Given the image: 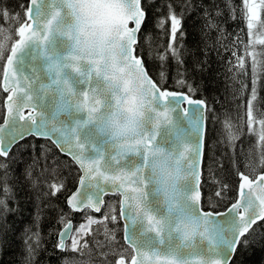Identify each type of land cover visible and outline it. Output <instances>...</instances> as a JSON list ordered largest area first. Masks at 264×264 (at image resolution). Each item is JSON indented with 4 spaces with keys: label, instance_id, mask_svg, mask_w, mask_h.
Masks as SVG:
<instances>
[{
    "label": "clouds",
    "instance_id": "clouds-1",
    "mask_svg": "<svg viewBox=\"0 0 264 264\" xmlns=\"http://www.w3.org/2000/svg\"><path fill=\"white\" fill-rule=\"evenodd\" d=\"M256 3L259 16L248 30L250 40L245 45L244 55L254 77L259 79L264 78V0H256ZM36 4L37 0L32 3ZM137 11L135 0H59L58 5L50 6L47 18L32 20L22 44L17 41L15 31L21 23L19 17L7 15L5 24L0 25V61L12 56L14 73L16 56L28 44H39L44 49L53 34L62 38L67 43V52L59 61L50 59L45 70L52 78L37 86L42 99L51 98L57 114V119L49 121V127L63 135L57 120L68 112L83 113L84 121L78 122L69 135L86 180L99 181L121 192L123 207L131 210L134 219L143 222L145 232L158 239L167 233L178 241L167 252L137 249L131 245L136 264H221L219 260L200 256L180 257L181 248L190 252L197 241L209 239V217L202 214L193 193L187 200L200 211L199 218L182 205L181 185L193 176L186 166L190 146L182 145L180 151L174 153L156 144L160 130L171 125L172 117L168 110L155 108L154 89L134 59L132 40L135 36L130 34L129 25L134 23ZM65 71L81 78L86 85L98 81L100 87L88 86L77 92L64 75ZM13 85L15 101L23 95L24 105L31 107L32 82L15 74ZM105 99L110 103L105 104ZM217 121L219 136L226 147L234 148L241 140L246 142L245 175L251 183L241 198V204L245 201L247 204L245 207L240 204L237 213L239 229L250 228L252 220L264 217V179H257L264 177V111L254 103L250 119L247 112L242 117L222 112ZM88 125L96 127L108 151L120 159L127 155L139 156L141 166L132 171L112 170L106 166L103 152L95 159H84L85 145L80 142L76 128ZM145 175L150 177L153 193L168 219L157 217L148 209Z\"/></svg>",
    "mask_w": 264,
    "mask_h": 264
},
{
    "label": "trees",
    "instance_id": "trees-1",
    "mask_svg": "<svg viewBox=\"0 0 264 264\" xmlns=\"http://www.w3.org/2000/svg\"><path fill=\"white\" fill-rule=\"evenodd\" d=\"M28 2L0 0V25L5 24L4 12L11 18L18 16L21 23L15 27L17 32L26 22ZM141 6L146 18L138 47L150 77L163 90L183 92L206 103L202 209L223 211L237 197L238 175L246 174L243 157L246 142L241 140L234 148L226 147L219 136L217 117L222 112L242 117L252 111L254 103L264 111V78L254 77L244 55L250 40L244 2L142 0ZM170 11L181 20L174 40ZM210 23L216 27L210 28ZM16 37L18 40L17 34ZM170 42L179 50V63L167 51ZM161 55L166 56L163 62L159 59ZM161 71L166 74L163 80ZM254 95L257 100L252 99ZM5 97L0 90V122L4 117ZM0 164L6 165L0 167V200L4 201L0 204V264H62L67 253L58 250L57 234L63 221H72L77 226L85 215L98 222L84 236V249L76 251L78 261L115 264L119 256L130 255L122 240L118 197H114L115 204L108 214L106 205L113 198L107 199L100 215L89 211L75 214L66 206L65 199L76 188L80 173L50 142L27 138L7 157H0ZM222 184L229 186L227 198L212 209L208 201L217 200L215 192ZM52 185L59 188L55 195ZM113 215L117 217L115 221L111 219ZM101 217L104 220L99 222ZM254 228L256 231H250L245 237L249 245L241 244L230 264H264V221Z\"/></svg>",
    "mask_w": 264,
    "mask_h": 264
},
{
    "label": "water",
    "instance_id": "water-1",
    "mask_svg": "<svg viewBox=\"0 0 264 264\" xmlns=\"http://www.w3.org/2000/svg\"><path fill=\"white\" fill-rule=\"evenodd\" d=\"M142 1V0H141ZM58 5L59 0H37L36 5L31 4V0L28 2V7L26 11V22L21 25L25 26L27 23H31L32 20L39 21L47 18L50 6ZM30 8V13H29ZM142 9V6H141ZM142 11H144L142 9ZM146 18V14H145ZM144 24V23H143ZM142 24V26H143ZM39 27V23L36 25ZM130 27H134V23L130 22ZM139 33H137V39L139 38ZM19 40V36H18ZM17 40V41H18ZM134 46V50H135ZM68 46L67 43L60 37L53 34L52 38L48 42L47 46L44 49H41L39 44H28L18 55L16 56L15 63L13 65L14 73L17 77H23L32 82V88L30 94L32 95V104L31 107L37 112V126L42 130L52 132L56 135L62 142L71 143V133L73 127L79 122L82 123L85 119L84 114H73L68 112L63 115L61 119L57 120V123L60 124L61 131L56 132L49 127V121L57 119V114L53 109V102L51 98H41V95L38 91L37 86L41 83H48L52 75L47 72L45 69L50 62V59H55L57 61L61 60L64 54L67 52ZM135 54V51H134ZM7 61L5 60V64ZM143 63V60H142ZM4 64V65H5ZM147 71V69H146ZM64 75L70 80L73 88L77 92L84 91L85 87H100L98 81H93L91 85H86L81 78L71 74L68 71L64 72ZM149 78L152 79L149 75ZM153 80V79H152ZM154 83H156L153 80ZM158 86V85H157ZM159 87V86H158ZM0 88L3 93L6 94V97L3 101L4 107V117L0 125L4 123L5 118L8 116L7 106L10 103L7 97L10 95V92H6L3 74L0 83ZM163 90V89H161ZM170 91V90H163ZM177 92V91H176ZM180 96H170L165 101H161L159 97H156L154 100V106L157 110H168L171 113L172 122L169 127L162 128L159 132V135L156 139V144L159 147L164 148L166 151L178 153L182 145H188L191 148V153L187 161V168L190 172L193 169L190 167V164H194L196 160L197 152H199L198 157V170L202 177V166L204 159V148H205V135H206V111L207 106L201 110L198 104L188 105L184 100L183 96L188 94L179 92ZM189 98L194 99L189 96ZM200 100V99H197ZM25 103V96L21 95L17 97V106L23 107ZM110 103L109 100L105 99V104ZM25 115L28 114V110L24 109ZM203 116V118H202ZM16 124V121L13 120L10 122V126ZM76 134L79 137V140L82 144L85 145L84 159L92 160L97 158L103 152L104 162L106 166L112 170L123 169L125 171H132L137 169L142 164V158L139 156L127 155L123 159H120L115 153L108 151L106 147L105 139L101 138L94 125H88L85 127L76 128ZM35 139L45 140L50 142L56 150L64 157L68 158L78 169L79 178L77 181L76 188L71 192L65 199L66 206L75 214H82L84 211L89 210L95 215H99L102 212L103 207L107 198L118 197L119 201L121 199L120 195L117 192H114L108 185L101 184L99 181L88 182L85 178L84 170L81 169L79 163L74 158L75 149L69 150L67 146L61 147L53 143L52 137H34ZM27 137V138H30ZM26 138V139H27ZM25 140V139H24ZM23 140L15 143L11 150L21 143ZM4 143L7 145L8 139L4 137ZM7 157V156H6ZM5 158V157H2ZM242 174V173H241ZM240 175V174H239ZM238 175V182L239 181ZM84 177V183L81 184V178ZM145 180L148 182V187L146 188L147 193V207L148 209L155 214L157 217L168 219L166 216V211L161 207L158 198L153 193V188L151 186L150 177L145 175ZM201 184V179H200ZM195 190V182L193 176L186 180L180 188L182 194V205L186 211L191 215L199 218L200 211L197 210L193 205H191L187 197L192 194ZM104 192H107L105 194ZM76 197L75 203L78 205V208L74 209L69 205L68 201L73 197ZM93 199V203L100 208V211L97 212L92 208L85 207L87 201L86 199ZM239 199V183L237 186V198ZM103 201V203H100ZM235 202V201H234ZM233 202V203H234ZM247 202H243L241 207H245ZM231 207V204L223 211L222 215H216L218 212H213V215L208 217V225L210 229L209 239L207 241L199 240L195 243L193 249L190 252L180 249V257L187 258L191 256H200L206 260H219L221 264H229V261L232 257V242L238 234L240 223L237 211H229L228 208ZM201 208H202V195H201ZM120 212V205L118 213ZM120 222L122 224V240L124 245L130 249L132 256L134 253L129 247V244L134 248L143 249V250H159L160 252H167L169 249L173 248L177 243V238L170 234H164L160 239L151 233H147L144 230L143 222L133 218V214L130 209H123V218L120 217ZM251 218V213L249 214ZM261 221H258L260 223ZM254 225L253 227H255ZM74 225L72 221H68L65 226L59 231L57 235V240L59 245L63 243V248L61 249L58 245L59 251H64L66 244L70 241ZM247 235V234H246ZM243 239V238H242ZM131 256V258H132ZM131 258L126 260L124 257H119L116 259L115 264H119L120 260H124V264H131ZM231 263V262H230Z\"/></svg>",
    "mask_w": 264,
    "mask_h": 264
},
{
    "label": "snow or ice",
    "instance_id": "snow-or-ice-1",
    "mask_svg": "<svg viewBox=\"0 0 264 264\" xmlns=\"http://www.w3.org/2000/svg\"><path fill=\"white\" fill-rule=\"evenodd\" d=\"M35 0H31V4L34 3ZM136 5H137V13H136V18L134 21V27H130L129 32L130 34H134L135 39L132 40V44L135 47V54H134V59L136 60V63L138 65H140V70L143 72L144 76L147 78L148 83L151 84L152 88L154 89V98L159 97V99L161 101H165L168 97L170 96H180L179 92L176 91H163L161 90L160 87L157 86L156 83L153 82L152 79L149 78V73L146 71V65L144 63H142V52L138 47V39H137V33L141 32L142 29V24L145 22V12L142 11L141 9V0H135ZM244 2V6L246 9V18H247V28L248 30L252 28L253 24L252 22L254 20H256L259 16V6L256 3V0H243ZM29 13L30 8H29ZM4 16H7L8 13L4 12L3 13ZM220 13L217 12V15H219ZM170 20H171V37L174 40L177 36V31L180 28L181 25V20L178 19L176 17V15L172 14V12L170 11ZM162 23V22H161ZM210 28H214L216 27L215 24L210 23L209 24ZM31 29V23H27L25 26L20 27L19 29V43L22 44L24 39L26 38V31H30ZM181 35H183V33H181ZM250 35V33H249ZM167 51L171 54L172 58L174 60H176L179 63L180 60V53L179 50L174 46L173 43H169L167 46ZM15 53V48H13V54ZM159 59L163 62L166 60V56L165 55H161L159 56ZM7 63L3 66V79H4V84H5V91L6 92H10L11 94L8 95L7 99L8 101H10V103L7 106V112H8V116L5 118L4 123L2 125H0V157H6L9 155V151L11 149V147L17 143L18 141L24 140L27 137L30 136H34V137H52L53 143L60 145L61 147L67 146L69 150L73 149L71 146V143H64L62 142L56 135H54L52 132H48L46 130H42L40 127L37 126V112L31 108L28 107L27 105H24L23 107H19L17 106V102L15 101V95H16V89L13 85V79L15 74L12 71V56H9L7 58ZM161 79L163 80L165 78V72L161 71L159 73ZM179 85L181 87H183V81L179 82ZM190 91L194 92V89H191V86H189ZM255 91V90H254ZM183 100L188 104H198L201 108V110L205 107V101L203 100H197V99H191L189 98V96L184 95ZM253 100H257V96L254 95ZM249 105H251L252 101L250 100ZM24 109L28 110V114L25 115ZM203 118V116H202ZM15 120L16 124L13 126H10V122ZM7 137L8 139V143L7 145L4 143V137ZM151 142H149V146H150ZM198 157H199V152H197L196 155V160L194 164H190V167L193 169L192 171V175L194 178V182H195V190L193 192V197L194 199L201 205V189H202V185L200 184V179H201V175H200V171L198 170ZM74 158L76 159V161L79 163L81 169L84 170L83 165L80 161V159L78 158L77 153H74ZM6 165L0 164V167H4ZM84 177L81 178V184L84 183ZM257 179H264V177H258ZM239 199H236L234 203L231 204V207L228 208L229 211H237L240 208V204H241V198L244 195V192L246 190V186L249 185L251 183V181L248 179V177L245 174H240L239 175ZM53 188V195H55V193L57 191H59V188L56 185H52ZM229 186L227 184H222L219 188V190H217L215 192V197L217 198L216 201H213L212 199H209L208 203L209 206L212 209H215L217 207V204L219 201L225 200L227 198V191H228ZM113 190V189H112ZM8 189L5 188V192H7ZM114 192H117L121 199L119 201V205H120V212L119 215L121 218H123V199H122V193L117 191V190H113ZM105 194H107V192H104ZM76 201V197L73 196L69 201V205H71L74 209L78 208V205L75 203ZM87 203L85 205V207L87 208H92L95 211L99 212L100 208L96 206V204L93 203V199L88 198L86 199ZM100 203H103V201H100ZM0 204H4V201L0 200ZM7 208V206L5 205V209ZM202 214L205 215H213V211H209L206 209H202ZM224 214V212H218L216 213V215H222ZM111 219L113 221H115L117 219V217L115 215H113L111 217ZM258 221H264V217H260L259 219H255L251 221L252 226L249 227H244L243 229H239L237 236L235 237V239L232 242V257L230 262L233 260L234 255L237 253L238 248L241 244H243L245 247H247L250 243V241L248 239H246V234H250V231L254 232L256 231V229L253 227L254 225H257ZM89 224L92 223L91 220L88 221ZM84 225H81V230L84 229ZM244 238V239H242ZM76 241L73 240V245H75ZM59 247L62 249L63 248V243H61L59 245ZM129 247H131V245L129 244ZM31 252L32 249L29 248V254H30V259H31ZM132 252L134 253V248H132ZM119 264H124V260H120ZM131 264H136V257L135 255L132 256L131 258Z\"/></svg>",
    "mask_w": 264,
    "mask_h": 264
},
{
    "label": "rangeland",
    "instance_id": "rangeland-1",
    "mask_svg": "<svg viewBox=\"0 0 264 264\" xmlns=\"http://www.w3.org/2000/svg\"><path fill=\"white\" fill-rule=\"evenodd\" d=\"M17 36L19 35V29L16 32ZM3 65L1 66V62H3ZM0 61V66H1V77L3 74V66L5 64V60ZM1 79V78H0ZM1 90V89H0ZM248 118H251V112H249L248 114ZM250 127V126H249ZM115 199L113 198L112 201H110L109 203H107L106 205V213L108 214L110 209H113V206L115 204ZM91 220L92 223L89 224L88 221ZM102 220H104V217H101V219H99V222H101ZM67 221H63V226L66 224ZM98 221L96 219H93L91 217H89L88 215H85L82 218V222L79 223L77 226H74V230L72 232L70 241L67 243V245L65 246L64 252L67 253L66 256H64V260L62 264H83L86 260H80L78 261V258L75 256V253L77 250H82L84 249V236L89 232L90 228L92 225H94L95 223H97ZM81 225H84V229L81 230ZM62 226V227H63ZM73 240L76 241L75 245H73ZM119 257H124V256H119Z\"/></svg>",
    "mask_w": 264,
    "mask_h": 264
}]
</instances>
